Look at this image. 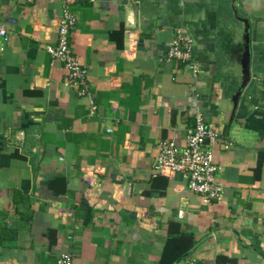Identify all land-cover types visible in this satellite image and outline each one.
I'll use <instances>...</instances> for the list:
<instances>
[{
	"label": "crops",
	"instance_id": "obj_1",
	"mask_svg": "<svg viewBox=\"0 0 264 264\" xmlns=\"http://www.w3.org/2000/svg\"><path fill=\"white\" fill-rule=\"evenodd\" d=\"M66 3L94 108L46 47ZM0 21V264H264V0H0ZM177 33L190 59H168ZM199 114L212 203L154 169Z\"/></svg>",
	"mask_w": 264,
	"mask_h": 264
},
{
	"label": "built area",
	"instance_id": "obj_2",
	"mask_svg": "<svg viewBox=\"0 0 264 264\" xmlns=\"http://www.w3.org/2000/svg\"><path fill=\"white\" fill-rule=\"evenodd\" d=\"M58 21L59 42L57 45L46 46L52 55V64L62 63L66 67V83L73 85L80 95L89 96L94 108L88 67L78 57L70 41V32L77 24L78 15L66 3ZM12 32L9 23L0 21V49H4V45L10 41ZM193 45V37L177 33L170 42L168 59H190ZM187 65L194 72L198 71L197 63L191 62ZM218 139V131L199 114L195 123L188 127L184 145H179L172 139L158 143L154 169L157 173L169 170L185 174L188 187L199 194L205 203L221 200L224 196V183L220 178L221 167L215 159L214 150V143ZM183 214L182 210L181 215ZM58 264L82 263L72 252L66 251L59 255Z\"/></svg>",
	"mask_w": 264,
	"mask_h": 264
}]
</instances>
